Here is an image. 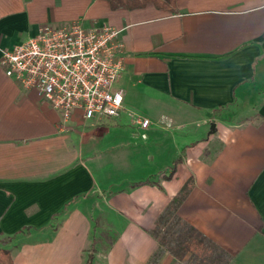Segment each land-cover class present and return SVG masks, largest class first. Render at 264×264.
Wrapping results in <instances>:
<instances>
[{
	"label": "crops",
	"instance_id": "obj_1",
	"mask_svg": "<svg viewBox=\"0 0 264 264\" xmlns=\"http://www.w3.org/2000/svg\"><path fill=\"white\" fill-rule=\"evenodd\" d=\"M73 22L120 32L113 90L150 127L79 111L64 122L0 65V250L11 264H264V0H175L174 12L0 0V56Z\"/></svg>",
	"mask_w": 264,
	"mask_h": 264
},
{
	"label": "built area",
	"instance_id": "obj_2",
	"mask_svg": "<svg viewBox=\"0 0 264 264\" xmlns=\"http://www.w3.org/2000/svg\"><path fill=\"white\" fill-rule=\"evenodd\" d=\"M119 35L114 28L85 29L77 22L46 25L36 36L2 50L0 65L7 78L36 91L64 122L76 111L89 122L126 114L134 127L146 131L150 120L126 111L122 91L113 90L125 68Z\"/></svg>",
	"mask_w": 264,
	"mask_h": 264
},
{
	"label": "trees",
	"instance_id": "obj_3",
	"mask_svg": "<svg viewBox=\"0 0 264 264\" xmlns=\"http://www.w3.org/2000/svg\"><path fill=\"white\" fill-rule=\"evenodd\" d=\"M107 1L112 9H117L119 7L136 9V8L144 7L148 4H152L156 8L161 10H165L168 12L175 11V0H107ZM189 189H190V183H187L184 186V188L181 190V192L178 194V196L172 201V204L170 205L167 211L168 214L169 212L174 213V210L180 205V203L184 200V198L188 194ZM0 264H11V255L8 250H0Z\"/></svg>",
	"mask_w": 264,
	"mask_h": 264
},
{
	"label": "rangeland",
	"instance_id": "obj_4",
	"mask_svg": "<svg viewBox=\"0 0 264 264\" xmlns=\"http://www.w3.org/2000/svg\"><path fill=\"white\" fill-rule=\"evenodd\" d=\"M176 118L177 119H180V120H183V121H189L190 120V114H186V115H181V114H178L177 116H176ZM109 130L112 132V133H115V130H113V129H110L109 128ZM188 131H186V132H189L190 131V128H188L187 129ZM105 161V160H104ZM103 161V162H104ZM151 169H152V166L149 168V167H147V171H151ZM139 173L140 174H142V172L139 170ZM132 177H135V174H134V172L132 173ZM139 177H142V175H139Z\"/></svg>",
	"mask_w": 264,
	"mask_h": 264
},
{
	"label": "water",
	"instance_id": "obj_5",
	"mask_svg": "<svg viewBox=\"0 0 264 264\" xmlns=\"http://www.w3.org/2000/svg\"><path fill=\"white\" fill-rule=\"evenodd\" d=\"M214 127H213V125H211V129H213Z\"/></svg>",
	"mask_w": 264,
	"mask_h": 264
}]
</instances>
